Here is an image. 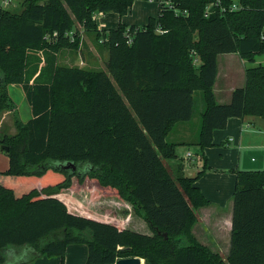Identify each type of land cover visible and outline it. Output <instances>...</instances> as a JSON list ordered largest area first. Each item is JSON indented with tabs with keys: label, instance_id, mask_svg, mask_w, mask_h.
Instances as JSON below:
<instances>
[{
	"label": "trees",
	"instance_id": "trees-1",
	"mask_svg": "<svg viewBox=\"0 0 264 264\" xmlns=\"http://www.w3.org/2000/svg\"><path fill=\"white\" fill-rule=\"evenodd\" d=\"M135 1L22 0L18 13L0 8V113H13L15 128L0 139L8 147V168L0 171V264L10 248L26 249L15 264L63 260L71 244L86 246L84 264L129 257L145 264H264V169L235 172L223 259L191 233L196 210L208 204L195 184L205 163L193 177H174L164 164L177 146L166 137L191 119L196 91L204 103L194 143L200 150L230 118L264 119V64L245 69L229 103L218 104L212 90L218 55L264 57V0H236V11L229 10L235 0H167L186 12L178 15L154 0L158 15L145 25L98 30L95 14L122 17ZM80 28L108 50L104 71L56 64V52L73 45L71 37L77 43ZM40 51L47 58L38 69L31 54ZM10 85L20 86L26 121L17 116ZM80 189L91 199L130 203L151 233L72 213L56 197Z\"/></svg>",
	"mask_w": 264,
	"mask_h": 264
},
{
	"label": "crops",
	"instance_id": "crops-1",
	"mask_svg": "<svg viewBox=\"0 0 264 264\" xmlns=\"http://www.w3.org/2000/svg\"><path fill=\"white\" fill-rule=\"evenodd\" d=\"M158 10V2L154 0H138L133 2L130 11L126 15L119 17L117 14L112 12L103 14L98 13L95 14V22L97 24L98 30L106 31L115 29L119 23L125 24L127 26H143L147 23V20L150 17H157ZM87 35V32H83L82 28L79 29V36L82 42L85 39L87 41ZM87 49L93 53L91 60L88 62L80 57L79 60L82 65L77 64V67L84 68V66L87 64L92 65L94 61L100 58L99 48L91 41H88ZM102 52L104 58L106 51L103 50ZM221 55L225 56V58L220 67L218 61L219 55L217 56V74L212 90L215 100L218 104H227L230 101L233 90L243 86L245 80L244 71L248 67L245 65V63H241L243 62L241 61L242 59H239L236 54L231 53ZM233 55H236L234 57L235 59H228L227 56ZM20 90L21 89L19 86H8L9 96L10 93L14 92L16 97H18L19 100H22L24 95ZM203 111L204 108L201 112V115ZM6 116L8 115H6L5 111L0 113V126L1 123H3L1 122V119L5 120ZM176 124L167 135V137L170 136L172 132H174L176 135H179V132L181 133L178 139H173V142H171L176 143L177 145L175 147V157L172 159H165L164 164L165 161L169 162L165 166L174 177L181 175L193 177L201 170L203 164L205 163L206 169L195 182V184L199 188L203 197L207 200L208 204L196 210V221L191 228V233L197 242L206 246L212 252L219 253L223 259H226L228 255L226 246L229 244L230 247L233 206L232 196L235 184V172L238 170H246L244 165L247 163L246 154L249 152L260 153L262 156L261 163L264 164V119L259 117L228 119L224 129L213 131V145L211 147H206L203 150H200L198 146L194 145L197 137H188V131L186 127L182 126L179 127V129H176ZM14 132L15 128L13 126L8 128L6 132L7 134H5L3 130H0V139L2 136L12 135ZM182 145L184 148H182ZM190 146L192 150H189L188 147ZM185 147H187V150ZM188 153L190 154L189 157L187 156ZM251 160H253V158H251ZM7 168L8 158L3 150L0 149V171H4ZM81 190H78L77 192H80ZM67 192H73V190H62L56 195V197L66 204L70 212L91 217L101 222L109 223L111 221V219L109 220V218H105L103 216L102 209L98 212L90 211L82 213L83 210L81 207L85 202L101 204L106 201L107 198H112L113 202H110L114 203L116 201L113 198H117L116 196H99L95 199L87 197L86 201L81 197V199L78 201V197L76 196H78L79 193H74L75 196H71ZM69 198L71 200L73 199L72 203L74 202L75 208L77 209L76 211L68 207L67 200ZM117 200L127 203L126 201H123L119 198H117ZM101 206L102 208L105 206L104 214L116 219L118 221L119 229H123L120 219L116 218L114 215V207H110L108 203H105V205ZM107 207L112 208V210L110 211V209ZM138 220L139 221H137L136 224H138L139 227H137V229L135 227L128 229L136 232L142 231V234H150L151 232L146 222L140 217ZM67 250L70 254L76 252L77 250H81L80 252L82 256L80 264L82 263L83 255L85 254V252L82 251V247L78 248L71 244L66 247V251ZM222 252H225V254H222ZM54 262L57 261H54V259H51L50 257L48 258L42 256L30 264H54Z\"/></svg>",
	"mask_w": 264,
	"mask_h": 264
},
{
	"label": "rangeland",
	"instance_id": "rangeland-1",
	"mask_svg": "<svg viewBox=\"0 0 264 264\" xmlns=\"http://www.w3.org/2000/svg\"><path fill=\"white\" fill-rule=\"evenodd\" d=\"M1 1V0H0ZM9 3L6 5L5 9L11 11V12H19L22 8L21 3L22 0H8ZM88 35L87 37V41L86 39L83 40V42L80 39V36L78 38V42L75 43V40H73V38L71 37L70 42H74L73 45H70V47H64L58 50V52H56L55 54V58H56V64L57 65H63V66H76L78 65H82L80 63L79 58L82 57L84 60L88 61L91 60L92 58V51H90L89 49H87V43L88 41H91L94 45H96L99 48V59L94 61L92 63V65H85L84 68H89L90 70H105V64L108 58V50L105 48V46L100 43L97 42L94 38V34L92 33H87ZM106 51L105 57L103 58V50ZM45 51L43 52H35L34 54H31L32 58L35 59L34 61V68H38L40 69V67L42 66L40 63L45 64L44 60L47 58V55L44 54ZM47 53V52H46ZM49 53V52H48ZM236 55L233 56H227L228 59H235ZM226 57V58H227ZM225 56L223 55H219L218 56V61H219V66L221 67L222 62L224 60ZM239 58V57H238ZM33 59V60H34ZM42 59V60H41ZM240 59V58H239ZM243 62L241 63H245V65L247 67H254L258 64H264V57L261 56H257L254 60V62H248L246 60H241ZM40 62V63H39ZM20 87V86H19ZM118 90V89H117ZM21 91V90H20ZM22 93V92H21ZM10 98L12 99L13 103L16 105V113L17 116L22 120V121H26L29 118V112H28V105L26 104V101L24 99V97L22 98V100H19L18 97H16V95L14 94V92L10 93ZM193 114H192V118L189 121H184V122H178L176 124V129H179V127H186L188 134V137H197L199 130H200V126H201V112L204 108L203 106V101L201 99V92L200 91H196L193 93ZM6 112V119H1V126H0V130H3V132H5V134H7V130L10 127H14L13 123V113L9 112V111H5ZM8 113V114H7ZM10 117V118H9ZM11 131V130H10ZM179 135H181V133L179 132ZM179 135L174 134V132H172V134H170V136L167 137V140L169 142H173V139H178ZM182 148H184V146L182 145ZM189 150L191 149V146L188 147ZM185 149L187 150V147H185ZM184 149V150H185ZM247 157V163L246 165H244V168L246 170H262L264 169V164L261 163L262 162V156L260 153H256V152H249L246 154ZM251 158H253V160H251ZM169 162L165 161V165H167ZM81 190V189H80ZM62 193H66V192H62ZM69 193V195L71 196H75L74 193H79L78 196V201L81 199L83 200H87V197H90L88 195L89 191L86 189L81 190L80 192H77L75 190H73V192H67ZM70 196V197H71ZM69 197V196H67ZM66 197V198H67ZM116 202L111 203L110 201H112V198H107L106 201H104L105 203H108L110 207H114V215L116 216V218L120 219L121 221V225L123 227V229H128V228H133L135 227L137 229L138 224L137 221L139 216L135 213V211L133 210V207L131 206L130 203H125V202H121L119 200H117V198H113ZM73 199L71 200L70 198L67 200V204L68 207L74 211H76L77 209L75 208V204L74 202L72 203ZM88 203L85 202L83 204V206L81 207L83 212H98L102 209V213L103 216L105 218H109V220H113V217H110L107 214H104V208H102L101 205H105V203ZM113 202V201H112ZM108 208V207H107ZM110 209V211L112 210V208H108ZM142 221V220H141ZM144 223V222H143ZM130 230V229H129ZM138 232V231H137ZM142 231H140L139 233H141ZM74 246L80 248L82 247V251L85 252V254L83 255V261L81 264H84L85 260H86V246L84 244H73ZM226 250L228 253L229 250V244L226 246ZM81 251V250H80ZM80 251H76L74 253H69L68 250L65 252L64 258L63 260H61L59 257H50L51 259H54V264H80L81 262V252ZM222 254H225V252H222ZM7 256H8V261L6 264H15L18 263L19 261L23 260L24 257H26V249H22V250H15V249H9L7 251ZM46 257V256H44Z\"/></svg>",
	"mask_w": 264,
	"mask_h": 264
},
{
	"label": "built area",
	"instance_id": "built-area-1",
	"mask_svg": "<svg viewBox=\"0 0 264 264\" xmlns=\"http://www.w3.org/2000/svg\"><path fill=\"white\" fill-rule=\"evenodd\" d=\"M160 2L163 3L164 5H166L167 7H169L170 9H173V11H174V13H175L176 15H178V14H186L185 11H180L178 8H176V7H174L173 5H171V4L169 3V1H167V0H161ZM8 3H9L8 0H1V1H0V8L5 9V7H6V5H7ZM239 9H240V6L238 5V3H237L236 0L233 1V2L231 3V5H229V10H231V11H236V10H239ZM205 15H207V11L205 12ZM93 19L95 20V15L93 16ZM156 32H158V33H163V32H165V31H162L161 29L157 28V29H156ZM54 35H56V34L54 33ZM187 156L189 157L190 154L188 153Z\"/></svg>",
	"mask_w": 264,
	"mask_h": 264
},
{
	"label": "water",
	"instance_id": "water-1",
	"mask_svg": "<svg viewBox=\"0 0 264 264\" xmlns=\"http://www.w3.org/2000/svg\"><path fill=\"white\" fill-rule=\"evenodd\" d=\"M0 149L3 151H7L8 147L5 145H1ZM65 168H68L69 165H65ZM113 264H145L144 260L139 257H129V258H120L116 260Z\"/></svg>",
	"mask_w": 264,
	"mask_h": 264
}]
</instances>
